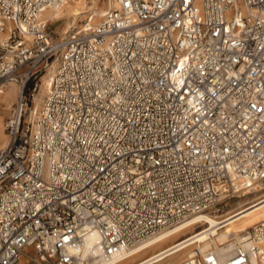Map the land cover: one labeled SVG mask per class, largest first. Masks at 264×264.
<instances>
[{
  "label": "built area",
  "instance_id": "obj_1",
  "mask_svg": "<svg viewBox=\"0 0 264 264\" xmlns=\"http://www.w3.org/2000/svg\"><path fill=\"white\" fill-rule=\"evenodd\" d=\"M72 0H0V264H88L175 232L264 182V0H111L55 32ZM55 70L41 104L44 76ZM232 256L264 264V222Z\"/></svg>",
  "mask_w": 264,
  "mask_h": 264
},
{
  "label": "bare ground",
  "instance_id": "obj_2",
  "mask_svg": "<svg viewBox=\"0 0 264 264\" xmlns=\"http://www.w3.org/2000/svg\"><path fill=\"white\" fill-rule=\"evenodd\" d=\"M110 1L111 0H109L111 6ZM84 10L83 1L75 0L71 4L68 3L63 10H48L47 13L42 15L41 19L47 22L68 20L66 22L68 27V25H71V21L74 22V25L78 24L77 21L84 15ZM106 11L102 10L98 12L93 16L91 21L96 17L97 21L95 20L93 22L96 25ZM69 20L71 21L69 22ZM66 28L64 29V33ZM54 72L55 70H49L43 78L44 84H42L38 95V106L44 98V94L51 80L50 76ZM9 85L10 84H7L3 88H0V104L7 99L10 92L19 93L18 88L15 86L14 88H8ZM6 88L9 90H5ZM9 139V134L5 132L4 125L2 124V115H0V149L7 146ZM253 189L256 191H252L251 189L237 196V198H240L242 201L239 203L238 207L231 211L222 214H218V211L201 214L197 221H190L180 230L170 233L162 231L157 237L148 240L143 248L132 249L126 253H120L113 258L107 259L102 256L99 247L95 246V242L98 239L94 236H90L87 240L83 256L89 261L88 264H164L165 260L168 258H172L173 261L171 264H180L183 260L191 257L195 250L204 252L212 248V250L220 254L222 259L228 258L232 256L235 250V243L232 239L234 237L242 238L238 233L242 234L248 231V229H244V227H240V225L245 223L246 218L259 216L264 213V195L258 196L257 199L251 202L248 198L252 194L257 196L259 193L264 192V184L258 183ZM261 222H264V220ZM225 229L234 230V233H225ZM20 264H24V262Z\"/></svg>",
  "mask_w": 264,
  "mask_h": 264
},
{
  "label": "rangeland",
  "instance_id": "obj_3",
  "mask_svg": "<svg viewBox=\"0 0 264 264\" xmlns=\"http://www.w3.org/2000/svg\"><path fill=\"white\" fill-rule=\"evenodd\" d=\"M75 0H72L70 1L69 3L71 4L72 2H74ZM83 1V4H84V7H85V10H84V15L82 16V18H80L77 22L78 24L74 25V22L69 20V22L71 23V25H68L67 27V21L68 20H55V21H52L51 23V28L55 30V32L57 33H60V34H64V29L66 28V31L67 30H73V29H79L80 27H83L84 24H86L87 22H94L95 20L97 21V18L95 17L92 20L93 16H95L98 12H101L102 10L106 11L109 6H110V3H109V0H82ZM67 6V5H66ZM65 9V7L63 8ZM62 9V10H63ZM51 22V21H50ZM66 24V25H65ZM71 27V28H70ZM65 31V32H66ZM14 86L16 88L19 89V93L21 91V88L18 84H10L8 86L9 87H13ZM8 88H6L5 90H9ZM6 91V92H7ZM19 93H15V92H10V97L8 96L7 99L5 101H2V103L0 104V115H2V124L5 125L6 121L11 117V111L14 107V104L17 102L18 100V95ZM6 103V104H5ZM264 184V182H262ZM262 183H259V184H262ZM256 191L255 189H252V191ZM242 194V193H241ZM241 194L237 195V196H240ZM264 195V192L262 193H259L257 196L255 194H252L251 196H249L248 199L250 202L257 199L258 196H262ZM234 197L232 200H229V201H226L223 203V205H221L219 211H218V214H222L224 212H227V211H231L233 210L234 208L238 207L239 206V203L242 201L240 198H237ZM245 223L240 225V227H244V229H251L252 226L258 224L259 222L263 221L264 220V213L259 215V216H255V217H249V218H246L245 219ZM199 229V228H198ZM225 229V233L227 232H232L234 233V230H227ZM238 235L240 237H242V234L241 233H238ZM172 258H168L165 260V263L164 264H171L172 263Z\"/></svg>",
  "mask_w": 264,
  "mask_h": 264
}]
</instances>
